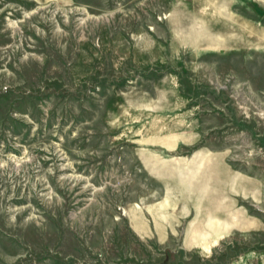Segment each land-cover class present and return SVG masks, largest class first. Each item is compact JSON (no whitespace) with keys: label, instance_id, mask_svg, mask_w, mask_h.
<instances>
[{"label":"rangeland","instance_id":"obj_1","mask_svg":"<svg viewBox=\"0 0 264 264\" xmlns=\"http://www.w3.org/2000/svg\"><path fill=\"white\" fill-rule=\"evenodd\" d=\"M0 264H264V0H0Z\"/></svg>","mask_w":264,"mask_h":264}]
</instances>
